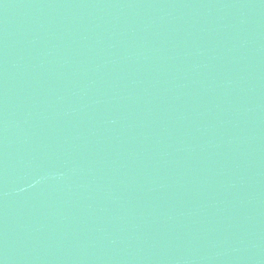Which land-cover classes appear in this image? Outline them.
<instances>
[{
	"label": "water",
	"instance_id": "95a60500",
	"mask_svg": "<svg viewBox=\"0 0 264 264\" xmlns=\"http://www.w3.org/2000/svg\"><path fill=\"white\" fill-rule=\"evenodd\" d=\"M0 264H264V0H0Z\"/></svg>",
	"mask_w": 264,
	"mask_h": 264
}]
</instances>
